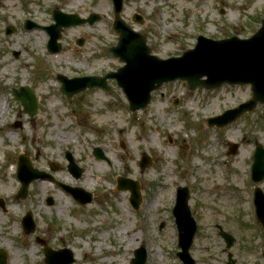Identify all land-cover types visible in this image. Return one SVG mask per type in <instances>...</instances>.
<instances>
[{
    "label": "rangeland",
    "instance_id": "374dc122",
    "mask_svg": "<svg viewBox=\"0 0 264 264\" xmlns=\"http://www.w3.org/2000/svg\"><path fill=\"white\" fill-rule=\"evenodd\" d=\"M53 8L82 17L95 12L100 20L63 29L61 51L50 54L46 32L22 25L27 18L40 25L53 23ZM133 13L142 16V24L132 20ZM263 14L264 0H123L121 17L146 36L153 53L165 58L192 48L197 34L248 37ZM112 22L111 0H0V197L5 204L0 208V249L7 253L6 264H44L41 240L52 249L71 250L72 264H131L133 251L141 245L145 264H183L171 212L177 185L188 189V207L197 223L189 248L195 264H264V234L252 219V185L246 178L253 141L264 145V105L229 125L209 128L204 119L249 98L248 85L189 91L182 81L169 82L154 91L144 110L131 112L116 82L107 79L108 93L93 88L67 100L54 73L103 75L122 65L108 51L117 41ZM8 24L15 27L11 34L4 31ZM20 86L32 88L38 98L33 116L12 93ZM177 116L186 119L185 126ZM17 120L19 127L13 126ZM170 128L176 131L169 133ZM49 131L60 136L68 131L71 139L48 143ZM228 143L238 144L235 154H229ZM157 145L173 150L162 152V160L154 152ZM95 147L103 159L93 155ZM197 148L203 150L199 158ZM66 151L82 168L78 178L68 171ZM119 151L128 170L122 169ZM22 153L56 182L90 192L91 202L80 205L46 178L31 182L27 196L17 198L16 158ZM141 153L151 159L143 170L138 164ZM49 161L56 164L54 170ZM109 165L117 172L109 171ZM119 176L138 181L142 200L136 210L129 191L116 190ZM89 179L91 183L84 182ZM40 180L56 185L55 190L37 189ZM49 196L52 205L46 203ZM26 211L36 223L29 234L21 227ZM217 226L234 236L230 248H225ZM122 227L126 231L118 233ZM157 252L162 255L155 257Z\"/></svg>",
    "mask_w": 264,
    "mask_h": 264
},
{
    "label": "water",
    "instance_id": "95a60500",
    "mask_svg": "<svg viewBox=\"0 0 264 264\" xmlns=\"http://www.w3.org/2000/svg\"><path fill=\"white\" fill-rule=\"evenodd\" d=\"M115 21L113 28L119 33L117 45L110 48L113 55L119 57L125 65L118 68L117 72H110L104 77H83L68 80L57 75L61 82L60 90L69 98L73 93L84 90L86 87L101 86L108 90L105 85L106 78H115L118 85L122 88L129 100L130 110L144 108L150 99V92L159 87L163 82L175 81L177 79L186 83L188 90H193L198 86L207 89L217 88L223 83L228 84H250L251 98L240 104L237 108L225 111L221 116L206 119L207 126H223L237 118L245 112L253 110L257 103H264V18L259 30L249 39H238L231 37L222 40H212L203 36H198L197 42L192 49H187L180 56H172L166 59L150 54V50L145 43V38L132 31L119 17L122 0H113ZM98 16H90L87 20L80 19L77 15H64L60 12L54 13L55 24L44 27L49 35L47 48L49 52L55 53L60 50L61 27H67L71 24H80L88 21L90 24L97 20ZM27 27L29 25L27 24ZM205 76V79L202 77ZM20 91H14L17 99L21 100L24 110L29 114H34L36 110V99L32 90L27 87H20ZM234 152V150H232ZM94 154L102 157L101 151L96 148ZM70 162L68 168L75 177L80 175L67 153ZM255 179L259 180L264 176V160L258 148L254 157ZM149 159L142 157L141 165L145 166ZM17 178L20 181V188L17 196L24 198L27 195L28 184L38 178L50 177L48 174L31 168L30 163L23 157L19 158L16 171ZM75 200L80 204L91 201V194L84 192L81 188H71L64 186ZM117 189H129L131 191L130 202L137 206L139 195L137 184L128 179H120ZM188 192L185 188H178L177 202L173 209L176 218V224L179 231V246L182 251L179 256L185 264H193L187 249L191 244L195 232V224L190 217L187 208ZM48 205L53 203L50 197L46 200ZM257 211L263 219L264 203L259 192L256 193ZM0 206L4 208V203L0 199ZM22 226L25 233L34 230V222L28 213L22 219ZM227 246L232 243V238L223 233ZM63 254L61 259L57 255ZM46 264H70L73 262L72 253L63 249L52 251L45 249ZM136 258L132 260L133 264H144L145 251L140 248L135 251ZM6 253L0 250V264H5ZM53 259V260H52Z\"/></svg>",
    "mask_w": 264,
    "mask_h": 264
},
{
    "label": "bare ground",
    "instance_id": "6f19581e",
    "mask_svg": "<svg viewBox=\"0 0 264 264\" xmlns=\"http://www.w3.org/2000/svg\"><path fill=\"white\" fill-rule=\"evenodd\" d=\"M3 111H4V107H1L0 108V113H3ZM173 131H176V129L175 128H170L169 130H168V132L169 133H171V132H173ZM49 135H51L50 137L48 136V137H46L45 139H46V141L49 143L50 141H52L53 139H59V140H62V141H69L70 139H71V137H70V135H69V132L68 131H65L64 133H63V135L62 136H60V135H58L57 134V132H51V131H49V133H48ZM10 136H11V138H13L14 136H15V134H10ZM57 137V138H56ZM184 144V143H183ZM185 145V144H184ZM183 145V146H184ZM173 149H172V147H164V146H162V145H157V146H154V152L156 153V154H158V156H160L161 154H162V152L164 153V152H170V151H172ZM122 151H119V156H120V159L123 161V164H122V169L123 170H128L129 169V167L126 165V161H125V158L122 156ZM160 159H164V156H162L161 155V157H159ZM109 166H111V165H109ZM109 171H114V172H117V170L115 169V168H113L112 166L109 168ZM96 173H97V171H95ZM107 173V172H106ZM106 176H108L109 178H111V173L110 172H108L107 174H106ZM57 177V176H56ZM70 181V180H69ZM60 182V181H59ZM84 182H87V183H91L90 182V179H89V181H87V180H85ZM55 186L56 185H54V184H51V183H49V182H47L46 180H40V181H38V183H37V189H39V190H55ZM154 203H155V199H154ZM124 231H126V227H122V228H120V230L118 231V233H120V232H124ZM107 233H104L103 235H106ZM133 239V237H130L129 239H128V241H131ZM154 255H155V257L156 256H161L162 255V253L161 252H157V253H154ZM102 262L104 261V260H101ZM156 262V261H155Z\"/></svg>",
    "mask_w": 264,
    "mask_h": 264
},
{
    "label": "flooded vegetation",
    "instance_id": "af4514ba",
    "mask_svg": "<svg viewBox=\"0 0 264 264\" xmlns=\"http://www.w3.org/2000/svg\"><path fill=\"white\" fill-rule=\"evenodd\" d=\"M262 190H263V192H264V180H263V182H262Z\"/></svg>",
    "mask_w": 264,
    "mask_h": 264
}]
</instances>
